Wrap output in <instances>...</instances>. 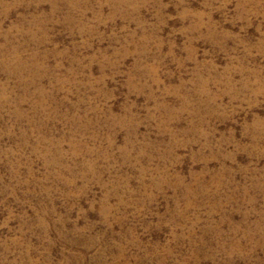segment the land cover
<instances>
[{"label":"rangeland","instance_id":"1","mask_svg":"<svg viewBox=\"0 0 264 264\" xmlns=\"http://www.w3.org/2000/svg\"><path fill=\"white\" fill-rule=\"evenodd\" d=\"M263 225L264 0H0V264H264Z\"/></svg>","mask_w":264,"mask_h":264},{"label":"bare ground","instance_id":"2","mask_svg":"<svg viewBox=\"0 0 264 264\" xmlns=\"http://www.w3.org/2000/svg\"><path fill=\"white\" fill-rule=\"evenodd\" d=\"M117 1V0H116ZM123 1V0H122ZM118 2H120V1H118ZM7 38V37H6ZM6 46V45H5ZM10 48V47H9ZM8 48V49H9ZM23 48V47H22ZM3 52V51H2ZM10 55L11 54H13V52L12 53H9ZM12 56V55H11ZM16 56V55H15ZM10 57V56H9ZM8 57V58H9ZM17 57V56H16ZM12 58V57H11ZM19 59V58H18ZM17 60V59H16ZM21 60V59H20ZM6 61H7V59H6ZM11 61V60H10ZM10 61L8 62V63H10ZM38 61V60H37ZM14 62H15V60H14ZM18 62H19V60H18ZM25 62V61H24ZM31 63V62H30ZM6 64V63H5ZM17 64V63H16ZM10 65H12L11 63H10ZM19 65H20V63H19ZM6 66V65H5ZM8 66V65H7ZM26 66V65H25ZM13 67V66H12ZM19 67V66H18ZM8 68V67H7ZM15 68V67H14ZM46 68V67H45ZM30 69V68H29ZM32 69V68H31ZM30 69V70H31ZM14 70V69H13ZM16 70H18L17 68H16ZM15 71V70H14ZM11 74V73H10ZM58 86V85H57ZM40 93H42V92H40ZM3 99V98H2ZM38 99V98H37ZM3 101V100H2ZM43 103V102H42ZM46 103V102H45ZM57 103V102H56ZM53 104V103H52ZM20 110V109H19ZM36 112V111H35ZM41 112V111H40ZM39 114V113H38ZM49 118V117H48ZM42 119V118H41ZM254 119V118H253ZM247 129V128H246ZM254 132V131H253ZM23 133V132H22ZM158 177V176H157ZM164 179V178H163ZM174 181V180H173ZM125 185V184H124ZM158 186V185H157ZM189 189V188H188ZM251 202V201H250ZM260 214V213H259ZM260 218H261V215H260ZM261 219H259V220H257V222L255 223V225L256 226H259V224H260V222H259V224H258V221H260ZM229 224V223H228ZM244 226V225H243ZM264 226V225H263ZM243 230V229H242ZM220 232V231H219ZM258 232V231H257ZM261 232V231H260ZM189 236V235H188ZM191 236V235H190ZM223 236V235H222ZM263 236V235H262ZM248 238V237H247ZM236 241V240H235ZM218 247H220V246H218ZM233 247L234 246H232V248H231V250L233 249ZM213 248V247H212ZM223 250H225V248L223 249ZM195 251L193 250V252L192 253H194ZM226 252V251H225ZM195 254V253H194ZM213 256V255H212ZM195 257V260L197 261V259H196V257L197 256H194ZM229 257V256H228ZM217 264V263H216Z\"/></svg>","mask_w":264,"mask_h":264}]
</instances>
